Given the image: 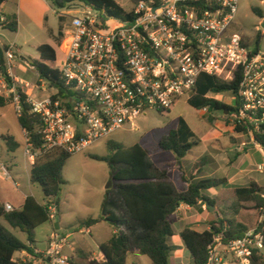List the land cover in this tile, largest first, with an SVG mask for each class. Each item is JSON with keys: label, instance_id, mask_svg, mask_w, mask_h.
<instances>
[{"label": "built area", "instance_id": "built-area-1", "mask_svg": "<svg viewBox=\"0 0 264 264\" xmlns=\"http://www.w3.org/2000/svg\"><path fill=\"white\" fill-rule=\"evenodd\" d=\"M239 2L139 0L125 19L84 2H76L80 9L71 8L73 4L62 8L70 23L64 31L66 50L56 68L68 94L55 98L58 89L50 87V92L45 83L39 97L25 91L31 112L42 120V152H81L148 110L169 112L182 98L189 101L196 94L203 73L225 81L240 76L237 91L230 92L234 109L225 115L234 127H246L255 141L254 131L264 130V52L251 50L233 29ZM13 47L6 51L12 82L0 74V95L12 99L19 114L21 81L12 73ZM214 110L201 108L205 114ZM26 141V155L34 163L37 153L31 151L28 136ZM258 170L264 173V163ZM0 176L11 178L4 165ZM260 194L264 199V190ZM5 209L15 208L5 203ZM49 209L53 220L55 206ZM261 210L257 226L242 236L224 240L223 233L216 235L208 246L209 264H252L255 252L264 257V206ZM81 232L90 234L88 228ZM70 244V235L54 230L40 264H70L64 253Z\"/></svg>", "mask_w": 264, "mask_h": 264}, {"label": "trees", "instance_id": "trees-1", "mask_svg": "<svg viewBox=\"0 0 264 264\" xmlns=\"http://www.w3.org/2000/svg\"><path fill=\"white\" fill-rule=\"evenodd\" d=\"M5 1L0 0V7ZM52 2L58 8L84 2L120 19L132 15L116 0H52ZM253 11L260 18H264L262 8L253 7ZM1 15L5 20H1ZM0 27L17 32L19 29L17 14L1 13ZM60 34L63 35V31H60ZM260 41L261 35L258 36L257 43L259 44ZM9 48L10 45L0 46V74L12 82L6 57ZM37 51L40 55L39 59H30V64L51 88L58 89L55 98L66 96L67 86L61 72L50 64L59 57L56 46L42 43L37 47ZM239 84V75L230 81H225L203 73L198 78L196 94L188 102L197 109L209 105L212 110H233V106L206 95L210 92L215 94L236 92ZM17 92L22 104L18 120L23 130L27 132L31 151L37 153L30 171V181L40 185L46 202L41 203L35 196L28 195L22 207L12 211H7L5 204L0 202V219L4 218L11 227L19 228L27 235V242L22 241L0 220V264H34L32 260H24L16 257L15 254L25 250L34 257L39 256L34 248L37 242L36 229L51 220L49 207L56 202L66 184L63 171L67 159L72 155L64 150L42 152L45 141L42 120L31 112V105L27 102L28 95L24 89L17 86ZM7 100L6 96L0 95L1 106H5ZM234 132L247 133V128L236 126ZM0 139L6 142L9 152L16 151L20 146L11 134L2 133ZM254 139L264 152V130L254 131ZM197 144L195 133L183 117L180 118L176 128L170 129L159 140L158 148L176 155L175 168L181 176V188H178L171 179L170 173L173 167L159 166L152 158L149 149L140 143L124 146L111 140L108 142L107 156L91 155L93 159L107 163L113 184L105 191L101 214L80 220L79 226L91 227L107 221L117 226L118 230L100 245L104 259L98 260L90 258L91 255L82 254L84 263H76L70 258V264H126L124 257L132 252L147 255L153 264H170L172 245L169 237L174 234L172 215L182 203L196 206L199 202H203L217 206L234 198L239 208L236 216L226 224L223 221L222 224L212 221L210 229L204 231L189 226L181 230L180 236L191 254L192 264H209L208 246L217 234L223 233L224 240H228L240 237L245 231L255 228L264 206V199L260 194L263 188L254 181L247 186H225L228 182L225 176L199 178L206 163L205 159L196 162L192 170L187 172L184 169L183 158ZM215 188L219 189V193L212 199L205 191ZM132 264L140 263L132 262ZM252 264H264L262 254L255 252Z\"/></svg>", "mask_w": 264, "mask_h": 264}, {"label": "rangeland", "instance_id": "rangeland-1", "mask_svg": "<svg viewBox=\"0 0 264 264\" xmlns=\"http://www.w3.org/2000/svg\"><path fill=\"white\" fill-rule=\"evenodd\" d=\"M116 1L127 11H131L139 0ZM6 6L8 7L7 10L10 11L13 8L19 15L18 32L0 28V46L16 44L20 49L19 52L17 47L12 48L14 54L12 73L31 83L30 88L34 91L33 93L30 92L32 95L42 91L43 83L50 92L54 91L46 80H41L37 70L29 63L31 57H39V52L35 46L42 43L55 45L60 58L66 50L64 34L61 35L60 31L64 33L70 23V18L62 15L64 9L56 7L52 0H8ZM70 7L80 9V5L76 3ZM253 7H260L264 11V0H240L233 29L244 36L251 50L264 52V27L262 26L264 18H260L253 11ZM259 35H261V41L258 44ZM58 64L60 61H56L52 66L56 67ZM19 86L24 90L29 88L22 82H19ZM44 93V91L41 92V94ZM209 97L218 99L230 106L235 103V96L230 92L209 94ZM225 114L221 109H215L212 114H205L201 109L192 106L184 97L169 112L148 110L136 118L133 123L126 124L108 137L92 143L81 152L72 153L64 167L63 174L66 184L56 199L58 204L56 202L51 204L53 207L55 206V219L47 221L36 229L37 248L46 250L47 239L51 232L56 230L55 223L59 220L61 221V228L58 231L61 234L70 235L71 243L74 240L83 239L85 247L95 252L92 253V257L96 259L99 257L102 260L99 242H105L113 236V229L118 230V227L106 221L97 223L93 233L80 231V220L95 217L101 213L104 191L107 184L112 181L107 163L93 159L91 155L107 156L109 154L108 142L112 140L124 146L140 143L149 149L152 158L159 166L175 164L176 155L173 152L158 148V144L163 134L178 126L181 117L188 122L195 133V139L199 142L183 158L186 171H191L196 162L205 159L206 168L202 170L203 172L201 171L200 177H212L214 175L229 177L231 187L247 186L254 181L264 190V173L258 170V166L264 163V152L261 150V146L252 141L247 133L234 132V126ZM2 133L14 136L20 146L16 151L9 152L6 142L0 139V170L1 165H4L11 174V178L0 176V200H8L15 208H18L24 195L31 194L41 203H45L46 198L40 185L29 182V173L26 168L27 133L26 131L24 133L18 120L15 105L9 98L5 106L0 105V134ZM215 135H218V139H215ZM243 142L253 144V146H242ZM213 152L220 154L223 160L222 163L218 162L220 166L216 169L214 168L215 162H208V158ZM171 175L174 183L178 186L180 184L178 170L173 169ZM15 183H19V185L17 186ZM213 191L214 189L209 191L212 196ZM206 206L203 204L202 208L207 210L208 206ZM200 209L199 207L194 208V210ZM238 210L236 200L230 198L218 206L216 213L220 216L213 221L220 224L223 221L226 224L228 220L236 216ZM0 220L17 237L27 242L25 232L19 228L11 227L4 218ZM173 228L174 234L169 237V242L172 245L170 264H192L190 252L177 243L178 238L182 240L179 234V225L174 222ZM40 256L39 252V256L36 257L37 260H40ZM70 258L76 263H84L74 256ZM124 261L126 264H132V262L153 264L147 255L140 252L127 254Z\"/></svg>", "mask_w": 264, "mask_h": 264}, {"label": "crops", "instance_id": "crops-1", "mask_svg": "<svg viewBox=\"0 0 264 264\" xmlns=\"http://www.w3.org/2000/svg\"><path fill=\"white\" fill-rule=\"evenodd\" d=\"M8 0H6L5 1V3L0 7V13H6V14H13V13H16L17 14V16H18V22H19V15H18V13L16 12V11H14L13 10V8H12V10H7L8 9V7L6 6V2H7ZM34 13H36L35 11H33ZM18 31H19V29H18ZM17 31V32H18ZM10 45H12V44H10ZM14 45V47H17V45L16 44H13ZM40 44H38V45H36L35 46V48L37 49V47L39 46ZM53 45V44H52ZM55 46V45H54ZM17 49H18V51L20 52V49L17 47ZM39 57H40V55H39ZM39 57H31L32 59H39ZM28 61V60H27ZM56 62V61H55ZM55 62H50V64L52 65V64H54ZM30 64V63H29ZM31 65V64H30ZM32 66V65H31ZM32 67H34V66H32ZM38 73V72H37ZM14 74V73H13ZM15 76H17L16 74H14ZM38 75H39V73H38ZM18 78H19V80L24 84L25 82H28V81H25L24 79H20V77L19 76H17ZM29 83V82H28ZM31 84V83H30ZM24 91H26L27 93H33L34 91H33V89L32 88H28V90H24ZM41 92L42 91H38L37 93H34L33 95L34 96H36V97H39V96H41L42 94H41ZM210 94H215V93H210ZM24 133H25V130H24ZM215 139H218V135H215ZM26 140H27V137H26ZM198 144H199V142H198ZM197 144V145H198ZM196 145V146H197ZM251 144H249V146H250ZM253 146V145H252ZM195 147V146H194ZM193 147V148H194ZM192 148V149H193ZM191 149V150H192ZM262 150V149H261ZM222 157L220 156V154H216V152H213L212 153V155L210 156V158H208V162H211V161H213V162H215L214 164H215V166H214V168L216 169V168H219V163H222V159H221ZM219 162V163H218ZM34 163H32V161H31V159L29 158V156L28 155H26V168H27V171H28V179H29V182L32 184V182L30 181V171H31V168H32V165H33ZM206 164V163H205ZM169 165V164H168ZM173 168H172V170L173 169H176L175 168V166H176V162H175V164H170ZM28 166H30V168H28ZM167 166V165H166ZM194 166V165H193ZM205 166V165H204ZM203 166V170L206 168V166L204 167ZM193 168V167H192ZM185 169V168H184ZM11 170V169H10ZM172 170H171V173H172ZM177 170V169H176ZM192 170V169H191ZM188 172V171H187ZM190 172V171H189ZM203 172V171H202ZM201 172V173H202ZM171 173H170V175H171ZM200 173V174H201ZM200 174H199V178H202V177H200ZM179 176H180V173H179ZM215 176H217V175H214V176H212V177H215ZM171 179H172V175H171ZM227 179H228V182H227V184L225 185V186H230V178L229 177H227ZM172 181H173V179H172ZM174 182V181H173ZM16 185L18 186L19 185V183H16ZM176 185V184H175ZM177 186V185H176ZM178 188H181L182 187V180H181V176H180V184L177 186ZM211 189H209V190H207V191H205V193L209 196V197H211L212 199H214L216 196H217V194L219 193V189H217V188H215L214 189V191H213V196L212 195H210V191ZM105 191H106V189H105ZM105 191H104V194H105ZM104 194H103V197H104ZM28 195H31V194H25L24 195V197H23V201H22V203H21V205L18 207V208H21L22 207V205L24 204V201H25V199H26V197L28 196ZM102 200H103V198H102ZM0 202H3L4 204L5 203H10V204H12L10 201H8V200H6V201H1L0 200ZM40 202V201H39ZM101 203H102V201H101ZM57 204V203H56ZM203 204H206V203H203V202H199V204H197L196 206H190V205H188V204H186V203H182L178 208H177V210L174 212V214L172 215V221H173V223L175 222L176 224H178L179 225V234H180V232H181V230L184 228V227H187V226H189V227H191V228H193V229H196V230H198V231H204V230H207V229H210V227H211V223H212V221L214 220V219H216V218H219V216H220V214H217L216 213V210L218 209V206L219 205H217V206H214V209H216V210H211L210 209V207H207V210L206 209H204V208H202V206H203ZM13 205V204H12ZM207 205V204H206ZM14 207V206H13ZM195 207H199V208H201L200 210H194V208ZM15 208V207H14ZM101 214V213H100ZM100 214H98V215H100ZM97 215V216H98ZM96 217V216H95ZM104 222H106V221H102V222H100V223H104ZM56 223H58L59 224V228L58 229H56V227H55V229L56 230H59L60 228H61V221H57ZM56 223H55V225H56ZM96 224L95 225H93V226H91V227H86V226H84V227H81V230L82 229H84V228H88L89 230H90V233H93L94 232V230H95V228H96ZM80 230V231H81ZM54 231V230H53ZM52 231V232H53ZM51 232V233H52ZM117 232V230L116 229H113V235L115 234ZM51 235V234H50ZM112 237V236H111ZM110 237V238H111ZM181 237V236H180ZM49 238H50V236L48 237V239H47V241L49 242ZM109 238V239H110ZM36 240H37V237H36ZM108 240V239H107ZM106 240V241H107ZM23 241V240H22ZM25 242V241H24ZM48 242H47V245H48ZM100 243V245L103 243V242H99ZM177 243L178 244H180V246L182 247V248H186V246H185V244H184V242H183V240H181L180 238H178L177 239ZM48 247V246H47ZM35 248V250L39 253L40 252V254H41V256H40V260H37V258L36 257H34V256H32V255H30V254H28L25 250H23V251H21V252H17L16 254H15V256L16 257H20V258H22V259H24V260H32L33 261V263L34 264H39V262H41V257H42V253L41 252H43V251H45V250H40L39 248H37V246H35L34 247ZM187 249V248H186ZM185 249V250H186ZM64 253L67 255V256H69V257H75L76 259H79V260H81V261H83V262H85V260L83 259V257H82V254H88V255H91L90 256V258H93L92 257V253L94 254L95 252H93V251H91V250H88L86 247H85V244H84V240L83 239H77V240H74L69 246H67L66 248H65V250H64ZM100 255L103 257L102 259H104V256H103V254L102 253H100ZM97 259L98 260H100V258L99 257H97ZM232 264H234V263H232Z\"/></svg>", "mask_w": 264, "mask_h": 264}, {"label": "water", "instance_id": "water-1", "mask_svg": "<svg viewBox=\"0 0 264 264\" xmlns=\"http://www.w3.org/2000/svg\"><path fill=\"white\" fill-rule=\"evenodd\" d=\"M262 26L264 27V22H263V25H262ZM224 112L227 113L228 111H227V110H224ZM252 145H253V144H251L250 146H252ZM112 184H113L112 181H110V182L107 184L106 189L110 188V187L112 186ZM207 206L210 207L211 210H214V206H211V205H209V204H207ZM55 227H56V229H58V228H59V224L56 223Z\"/></svg>", "mask_w": 264, "mask_h": 264}]
</instances>
